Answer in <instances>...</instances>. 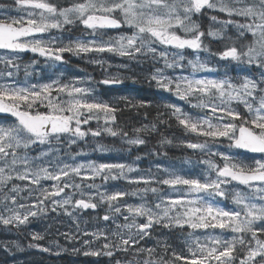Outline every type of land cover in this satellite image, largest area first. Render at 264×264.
Listing matches in <instances>:
<instances>
[{
	"label": "snow or ice",
	"instance_id": "obj_1",
	"mask_svg": "<svg viewBox=\"0 0 264 264\" xmlns=\"http://www.w3.org/2000/svg\"><path fill=\"white\" fill-rule=\"evenodd\" d=\"M13 2L14 7L0 5V114L4 117L0 120V224L19 228L30 223V218L49 210L73 216L77 210H95L99 204H107L108 212L102 219L111 221L114 230L84 231L83 235L92 239L83 241V250L73 248V252L114 257L117 252L132 251L144 257L129 264H178L180 261L184 264H264V0H68L65 5L53 0ZM13 11L16 15H12ZM205 16L218 27H210L207 32L202 30L197 20ZM80 25L81 32L86 34L82 38L69 40L67 44L59 37L45 39V34L52 30L65 32L70 26ZM122 27L128 32L115 37L108 35V30ZM229 29L235 30L231 36L227 34ZM206 36L225 41L222 51L210 55L248 69L255 68L259 76L250 74L234 80L212 75L217 69L199 58L201 51H210L203 43L202 38ZM189 49L196 53L195 59L187 60L191 73L168 75V69L185 68V51ZM25 52L53 62H65L66 52L73 55L108 52L135 61L162 60L163 67L155 69L150 81L203 113L194 116L178 105H165L169 119L175 118L184 132L194 134L196 140L203 138L202 142H184L186 148L206 154L199 161L205 166L201 175L193 177L164 168L165 178L151 173L132 177L128 174L138 170L131 164L76 163L75 156L70 157L71 163L62 159L59 155L62 141L70 149L86 136L95 138L106 133L121 137L129 146L144 145L146 141L139 134L148 131L149 126L134 128L135 138L129 137L116 124L119 111L116 106L92 98V89L77 83L59 80L29 83V66L24 68L26 79L21 83L19 61ZM93 62L104 64L103 60ZM198 73L209 75L198 76ZM102 83L116 84L122 80L113 76ZM148 103L128 101L133 108H143ZM92 120L97 121V128L84 130L82 125ZM159 122L167 123L163 119ZM151 130H156L155 124ZM221 138H226L230 148L239 151L213 152L210 146L220 143ZM37 148L41 150L32 155ZM96 150L109 151L102 144H97ZM245 153L261 154V158L251 157L249 164L240 159ZM156 168L161 171L160 165ZM76 178L81 182L77 183ZM97 178L103 184L110 180L144 184L145 187L132 193L141 195L142 200L149 191L153 194L161 191L151 187L152 184L167 185L170 191L154 205L128 204L123 201L127 192L100 191L101 185L95 182ZM42 181L53 183L45 187ZM93 188L94 194L84 191ZM65 189L72 192L65 193ZM77 191L80 198L74 200ZM228 199L234 208L221 206ZM119 216L125 223H117ZM141 217L143 221L138 222ZM157 225L170 230L185 227L193 232L204 230L203 238L196 237L187 245L188 256L172 251V259H167V244L163 246V254L140 246L141 241L151 237ZM225 232L232 233L231 238H224ZM64 235L65 239H76L72 234ZM31 239L33 242L28 247L41 252L60 255L66 251L55 241L47 247L41 245L39 241L45 239L41 233L33 232ZM94 241H102L101 246L93 248ZM0 247L7 250L8 244ZM115 264L121 261L116 260Z\"/></svg>",
	"mask_w": 264,
	"mask_h": 264
},
{
	"label": "rangeland",
	"instance_id": "obj_2",
	"mask_svg": "<svg viewBox=\"0 0 264 264\" xmlns=\"http://www.w3.org/2000/svg\"><path fill=\"white\" fill-rule=\"evenodd\" d=\"M3 6H12L14 5H7V4H0ZM15 12V11H13ZM221 18L224 17L221 15ZM198 23H201L197 20ZM215 29L218 26H214L211 24L209 19L204 24H201V28L204 31H208L209 28ZM125 32H128V29L124 27ZM234 29L228 30V35L231 36L234 33ZM130 34V32L128 33ZM204 43H206L208 40H213L216 43V47L221 51L223 50L224 43L222 39L214 38L212 36H206L203 38ZM216 52V51H215ZM88 55L93 56L92 54H99V53H87ZM112 56H118L114 53H108ZM209 53L201 51L199 53V58L203 62H207L209 59ZM98 56V55H96ZM119 57V56H118ZM196 53H194L192 50H188V57L185 59V68L184 69H176L173 71L172 69L167 70L168 75H189L191 73V69L187 67V60L188 59H195ZM145 60V59H143ZM141 60V61H143ZM140 61V62H141ZM216 66H213L212 64H208L209 67H215L217 71L213 73L212 75L218 76V77H229L226 75L227 68L231 65L235 67V73L233 74V79L238 80L240 77L245 75H254L256 77L259 76V71L255 68L248 69L243 65H237L235 62H227L222 61L217 56V59L215 58ZM157 63V66L163 67V61L160 60ZM91 66H97L100 64L94 63L93 61H90L89 63ZM120 61H108L104 62L103 66L106 67V70L112 71L109 76H105L106 79L113 77V76H119L122 80V83L125 88L130 87H139L142 88V86H145L148 88L149 92V98L147 104V107H154L156 110H159V112L163 115H165L164 120H167L170 122V120L174 121V130L171 132V130L163 128V123H160L155 120L153 122L152 119H149V123L147 124L148 119L142 117L140 121V125H137L135 128H142L144 125L149 126V130L145 132H141L139 135L141 138H143L146 143L144 145H138V146H129L127 145L121 137H111L107 135L106 133H102L100 137H91L86 136L82 140H78L75 144L71 145L70 149L67 146V143L62 141V147L60 149V157L64 159L65 161L71 163L72 160L70 159L71 156H75V162H88V161H94L96 163H126L131 164L133 167H135L138 171L129 173V176L135 177L138 175H147L151 173L154 176H158L160 178H165V173L162 171L164 168H170L175 170L176 172L184 175H190V176H200L204 165L200 164L199 161H201L203 158H206V154H201L199 151H194L192 149H188L185 147V143L188 140H192L193 142H202L203 138H200L199 140H196L193 135H190L182 129L181 126L178 125V123L175 121V118L169 119V110L165 108L166 104H175L180 106L185 112H189L192 115H202L203 113L199 110L192 109L190 106L185 103L184 101H181L176 97L174 94L163 91L162 89H159L156 87L154 81L150 80H123L126 77L125 72L123 71L128 70L126 67L121 65ZM156 66V65H154ZM123 70L121 71L120 70ZM93 69V67H92ZM91 69V70H92ZM253 69V72H252ZM29 72H34V68H28ZM249 71V72H248ZM24 71L23 67L20 68V74H19V81L21 83L25 82V76L22 78ZM225 73V74H224ZM198 76H204L209 75L208 73H198ZM225 75V76H224ZM54 80H59L62 83H77V86L80 87H86L92 89V98L104 101L103 96L100 91L97 90L96 83L98 80H95V76L93 75H87L84 74L81 68L74 67L73 65L68 64H60L59 65V74L57 77H54ZM27 81L29 83H47L52 80H32L31 75L27 77ZM120 84V83H119ZM105 93V92H104ZM123 99L121 97H114L112 99L113 106H116L119 101ZM132 101V100H131ZM147 102V101H146ZM111 104V103H110ZM236 106V105H233ZM240 110L243 111V105L239 106ZM2 120V118H0ZM145 122V123H144ZM117 124V122H116ZM155 124L156 130H151V126ZM97 121L92 120L87 125H82V128L84 130H87L89 128L96 129L97 128ZM100 126H103V120L100 121ZM181 127V130L180 128ZM169 131V132H168ZM135 133L132 132L129 137L135 138ZM149 136V137H147ZM162 140H171V144L164 143L162 144ZM116 142V144H115ZM153 143H156L158 146H160L159 151H155ZM97 144H102L106 148L109 149L107 152H99L96 150ZM211 150L213 152L219 151L225 154L236 152L237 150L234 148H230L229 141L226 138H221V142L215 145H211ZM40 148H37L32 152V155L38 154L40 151ZM175 150V153L177 151L180 152H188V155L186 156H179L171 159L168 155H164V151H171ZM77 153H83L82 155H76ZM139 156L140 159L137 160L136 157ZM251 157H255L256 159H260L261 155L257 156H241L240 159L246 160L247 163L251 164L252 160L249 159ZM218 163H222L218 157L215 158ZM161 166V171H157L156 166ZM76 182L80 183V178H76ZM96 184L101 185L100 191L108 190L109 192L112 191H119L123 190L128 193L125 197H123V201H125L128 204H140L142 202L147 203L148 205H154L156 202H158L160 197L165 196L166 193H168L170 190L167 185H157L152 184L151 187H158L161 189V191L157 194H153L151 191H149L146 195H144L143 200L141 199V195H132L133 192L137 191L138 188L145 187L144 184L136 185V184H130L126 180H116V181H108L107 184H103L100 178L96 179ZM16 183H26V182H19L16 181ZM43 186L49 187L53 182L52 181H42L41 182ZM83 187V185H82ZM232 187V186H230ZM240 190L243 189V186H237ZM84 191L95 193L96 189H84ZM71 189H65V193H71ZM21 195H26V193H21ZM61 196H64V193L61 194ZM80 198V193L77 191L75 195L73 196V199ZM87 199V195L84 197ZM225 208H234L235 205L232 203L231 199L225 200L223 204L221 205ZM49 209L51 208V204H48ZM93 210V209H92ZM101 213H99V211ZM94 216H90V219L88 220V213L85 210H77L73 213V216H68L63 214L62 211L52 212L48 211L47 213L38 216L37 218H30V223H27L26 225H22L19 228H16L13 225L4 226L0 224V244L7 243L8 249L6 250L4 247H0V252L2 251H17L21 252L24 250L26 243L33 242L31 239V234L33 232H38L44 235L45 239L39 241V243L45 247L50 246L53 244V242H58L61 248L66 249V251H62L60 255H81L82 251L80 253H75L72 251L73 248H78L83 250V241L84 240H91V236H84L83 232L87 231L89 233L98 231V230H104L108 231L110 229L114 230L115 225L111 221H104L102 217L108 212V206L107 204H99L98 207L93 210ZM144 218H138V222L143 221ZM93 221V222H92ZM117 223L123 224L125 221L123 220L122 216H119L117 218ZM203 232L204 230H195L193 232L192 229H189L185 227L184 230H178V229H165L161 226L157 225L155 226V230L152 231L151 237H146L143 241L140 242V246L146 247V248H154L158 254H163V246L167 244L169 246V251L166 254L167 259H172L171 253L172 251H175L177 253H183L184 255L188 256V247L187 245L192 243L196 237L203 238ZM192 233L190 236L189 234ZM216 233L219 234L220 230H216ZM64 234H72L76 237L75 240H68L65 239ZM232 233L225 232L223 233L224 238L229 239L231 238ZM19 245L20 247L17 248L15 245ZM102 244V241H94L92 244L93 248H99ZM135 247V246H134ZM39 250V249H38ZM120 254V256L123 258V262L121 264H129L130 261L133 260H142L143 256H136L132 251H129L128 253L124 252H117L114 257H117V254ZM82 256H84L82 254ZM94 261L93 263H97L100 259L108 257V256H93ZM158 258V257H156ZM106 264H111V260H106ZM114 263V261H113ZM112 263V264H113ZM178 264H184L183 261L178 262Z\"/></svg>",
	"mask_w": 264,
	"mask_h": 264
},
{
	"label": "flooded vegetation",
	"instance_id": "obj_3",
	"mask_svg": "<svg viewBox=\"0 0 264 264\" xmlns=\"http://www.w3.org/2000/svg\"><path fill=\"white\" fill-rule=\"evenodd\" d=\"M54 3H58L60 5H65L68 0H53ZM0 4H7V5H14L13 0H0ZM12 15H16L15 12H12ZM200 24L204 23V19H200ZM83 28L82 25L79 27L76 26H70L68 31L65 32H59L57 30H52L50 34H45V39L51 37H59L63 40L64 44H67L69 40H75L77 38H82L83 34L81 32V29ZM121 32H125L124 27L121 29H110L108 30V35L109 36H118L121 34ZM107 38V37H106ZM203 39V38H202ZM204 43V40H203ZM208 49L210 50L208 53L210 61H214V59H217V56L210 55V53H215L214 50V45L216 44L213 40H208L206 43H204ZM80 54V55H73L72 53H64V61L65 62H53V61H47L44 57L39 56L38 54H34L31 52H25L21 55L20 58V64L21 67H23V71L25 66H29L28 68H34V72H29L31 73V79L32 80H54V77H57L59 74V65L62 64H68V65H73L74 67L81 68L84 74L87 75H93L95 76V80H99V82L96 83L97 90L100 91L103 96L104 102H108L111 105L113 104L112 99L114 97H121L123 94V84H103L102 81L106 79L105 76H109L112 71L106 70L105 66L97 65V66H91L89 63L90 61H95V60H103L104 62L108 61H115L118 62L120 61L121 65L126 67L128 70L123 71L125 72V79L123 80H150L151 74L155 71V69L159 66H157L156 62H153L151 58L145 59L143 61H135V60H129L126 57H118V56H112L107 54V52L104 53H99V54ZM98 55V56H96ZM185 56L186 59L188 57V50L185 51ZM215 57V58H214ZM35 61V63H33ZM120 65V66H121ZM156 65V66H154ZM231 66V65H230ZM93 67V69H92ZM92 69V70H91ZM24 73L22 75V78H24ZM143 89L138 88L136 92V98L139 99L141 98L140 96H143V92L141 91ZM104 92H107L109 95H105ZM148 97L145 99V101L148 102ZM144 101V99L142 100ZM149 104V103H148ZM153 122H155L154 119H152ZM138 123H140V120H137ZM147 124L149 123V119L146 120ZM145 123V122H144ZM140 125V124H138Z\"/></svg>",
	"mask_w": 264,
	"mask_h": 264
},
{
	"label": "trees",
	"instance_id": "obj_4",
	"mask_svg": "<svg viewBox=\"0 0 264 264\" xmlns=\"http://www.w3.org/2000/svg\"><path fill=\"white\" fill-rule=\"evenodd\" d=\"M204 19V17H203ZM221 51V48H220ZM128 89L127 92H124V95L126 93H129L134 100H132L133 103H137L139 101H142L148 97V94H145L143 96H140L141 98L137 99L134 97V93L136 90H134V87L126 88ZM143 94L145 93L144 90H141ZM148 93V92H147ZM128 101H131L129 99L123 98V101L120 100L119 103L116 104V107L119 109V111L116 113L117 116V126L121 128L123 131L128 132V135H131L133 132V129L139 124L137 120H140L142 117L146 119H154L159 122L160 119L165 118V115L161 114L159 110H156L154 107H143V108H133L128 104ZM167 121V120H165ZM174 121L170 120V122L167 121V123H163V128L171 130L173 132L174 130ZM181 130V127H179ZM169 132V131H168ZM134 133V132H133ZM149 137V136H147ZM116 144V142H115ZM155 151H159L161 148L156 143H153ZM164 155H168L171 159L175 157L186 156L188 155V152H180L177 151L175 153V150L171 151H164ZM243 156V155H242ZM244 156H249L244 154ZM251 156V155H250ZM88 215V220L90 219V216H94V211L92 209L85 210ZM99 213L100 210H98ZM93 222V221H92ZM32 242H28L25 245V248L21 252L17 251H9L7 252L2 251L0 252V264H106V260H111L113 264H115L116 260H120L123 262V258L118 253L117 257H110L107 259V257L100 259L97 263H93L94 257L93 256H82L81 255H52L49 253H44L38 250L37 248H30L28 245ZM111 263V264H112Z\"/></svg>",
	"mask_w": 264,
	"mask_h": 264
},
{
	"label": "water",
	"instance_id": "obj_5",
	"mask_svg": "<svg viewBox=\"0 0 264 264\" xmlns=\"http://www.w3.org/2000/svg\"><path fill=\"white\" fill-rule=\"evenodd\" d=\"M0 117H3V115H2V114H0ZM249 154H254V153H249ZM256 155H260V154H256Z\"/></svg>",
	"mask_w": 264,
	"mask_h": 264
}]
</instances>
